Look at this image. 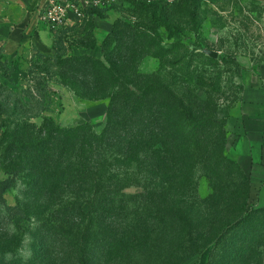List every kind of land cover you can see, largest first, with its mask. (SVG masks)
Listing matches in <instances>:
<instances>
[{"label": "rangeland", "instance_id": "obj_1", "mask_svg": "<svg viewBox=\"0 0 264 264\" xmlns=\"http://www.w3.org/2000/svg\"><path fill=\"white\" fill-rule=\"evenodd\" d=\"M9 4L5 8L0 0V11L25 13L29 23L37 22V30L42 31L36 42L26 39L9 57L0 38V56L16 59L10 73L22 87L28 84L33 61H49L57 49L65 58L93 56L105 60L101 45L113 32L112 55L118 62L127 63L129 79L158 76L165 83L175 80L196 110L204 114L215 110L223 126L197 131L195 138L181 145L184 152L178 161L182 170L176 174L166 172L164 178L146 174L140 178L141 188L126 189L113 205L81 204L80 197L76 202L80 191L69 187L61 197L66 203L50 206L37 223L17 206L18 191L5 188L7 175L0 171V202L9 213L0 212V248L13 251L3 256L0 252V264H107L103 245L115 240L133 221L147 229L148 244L141 254L112 256L116 264H228L216 254L215 243L201 246L220 221L234 216V206L241 204L247 183L246 208H264V160H256L258 147L252 143L256 134L247 127L246 119L248 114L256 115L253 113L260 110L263 98L256 87L264 77V0H116L105 9L86 13L63 31L49 30L44 22H38L35 5L28 0H9ZM93 37L97 46L87 49L81 45L91 44ZM208 50L216 51V56ZM71 63L75 70L70 75L94 91L92 69L83 68L79 61ZM0 81L8 83L3 75ZM48 85L54 92H49L52 103L45 113L62 126L86 122L96 130L104 126L107 100L78 97L55 72ZM32 121L40 124L42 118ZM190 151L194 172L189 175L185 166L192 163L186 161ZM211 192L213 198L203 199ZM170 206L183 217L178 224L167 214ZM191 212L193 219L186 226L185 214ZM18 230L21 237L14 240ZM254 244L257 250L248 249L240 264H264V241ZM198 249L188 257L191 250Z\"/></svg>", "mask_w": 264, "mask_h": 264}, {"label": "trees", "instance_id": "obj_2", "mask_svg": "<svg viewBox=\"0 0 264 264\" xmlns=\"http://www.w3.org/2000/svg\"><path fill=\"white\" fill-rule=\"evenodd\" d=\"M107 7L91 8L86 13L90 15ZM112 33L101 45L105 60L93 56L65 58L57 49L49 61H33L25 87L10 73V66L17 65L16 59L9 61L0 56V71L3 72L0 75L8 80L7 84L0 81V171L7 175L5 188L18 191L17 206L36 223L49 212L50 206L66 203L61 197L69 187L80 191L76 202L80 197L81 204L113 205L126 189L141 188V179L146 174L155 178H164L166 172L176 174L182 170L178 161L184 152L181 145L195 138L197 131L201 133L208 127L223 126L215 110L208 111L210 108L206 107V114L196 110L193 102L180 92L175 80L165 83L158 76L129 79L127 63L118 62L112 55ZM91 40V44L81 45L92 49L97 46V41ZM44 56L41 53V57ZM72 61L92 69L94 91L70 75L75 70ZM53 72L78 97L107 100L106 121L100 130H96L91 122L62 126L52 115L45 113L52 103L54 91L49 88L48 79ZM37 117L42 118L40 124L32 121ZM152 127L155 128L151 131ZM222 140H225L223 136ZM185 150L189 151L188 148ZM189 154L191 157L188 156L186 161L192 163L185 168L190 175L194 172V160L193 152ZM227 161L234 163L230 159ZM249 187L247 183L241 204L234 206V216L220 221L218 229L201 246L205 248L209 243H215L216 254L228 264H240L248 249L257 250L253 246L256 241H264V208H246ZM213 196L214 192H211L203 199ZM169 208L167 214L175 223L183 219L177 208ZM7 209L0 202V212L6 213ZM6 215H9L8 211ZM189 215H193L192 212L185 214L186 226L193 219ZM20 237L18 230L13 238ZM148 237L147 229L138 226L137 222L127 224L115 240L103 245L106 263L116 264L111 260L114 255L123 258L135 252L143 253ZM11 245L12 242L9 247ZM200 250H191L188 257ZM0 252L3 256L13 251L3 247Z\"/></svg>", "mask_w": 264, "mask_h": 264}, {"label": "crops", "instance_id": "obj_3", "mask_svg": "<svg viewBox=\"0 0 264 264\" xmlns=\"http://www.w3.org/2000/svg\"><path fill=\"white\" fill-rule=\"evenodd\" d=\"M5 4V8L10 6L9 0H2ZM18 1V0H15ZM29 4L35 5V13L37 16L38 22H40L38 13H39V4L41 0H28ZM16 6L17 3L15 4ZM5 11H0V38L4 39V46L6 49V57H9L15 53H17L18 48L21 47V43L25 42L26 39H31L32 42L35 41L41 36V30L38 31L36 28L37 22H30L27 18L28 15L25 13L19 14H12L10 10L4 9ZM49 30H51L49 28ZM40 38V37H39ZM35 45H33L34 47ZM36 47V46H35ZM35 47L33 51H35ZM38 47V46H37ZM39 48V47H38ZM40 49V48H39ZM32 57V56H31ZM11 61L10 59H8ZM258 91L262 94L263 98H261L262 104L260 110H256L251 115H246L248 128L256 134L253 136L254 143L258 147V158L256 160H264V77L259 82V85L256 87ZM249 123H252L250 125Z\"/></svg>", "mask_w": 264, "mask_h": 264}, {"label": "built area", "instance_id": "obj_4", "mask_svg": "<svg viewBox=\"0 0 264 264\" xmlns=\"http://www.w3.org/2000/svg\"><path fill=\"white\" fill-rule=\"evenodd\" d=\"M116 0H41L39 19L51 30L68 28L81 20L88 9L111 6ZM148 3L161 1L173 3L175 0H145Z\"/></svg>", "mask_w": 264, "mask_h": 264}, {"label": "water", "instance_id": "obj_5", "mask_svg": "<svg viewBox=\"0 0 264 264\" xmlns=\"http://www.w3.org/2000/svg\"><path fill=\"white\" fill-rule=\"evenodd\" d=\"M207 52L213 56H216V51L214 50H208Z\"/></svg>", "mask_w": 264, "mask_h": 264}]
</instances>
